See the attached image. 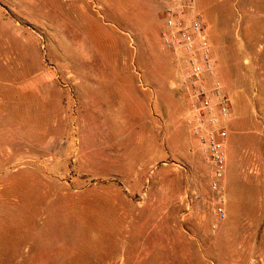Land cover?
<instances>
[{
	"label": "rangeland",
	"instance_id": "rangeland-1",
	"mask_svg": "<svg viewBox=\"0 0 264 264\" xmlns=\"http://www.w3.org/2000/svg\"><path fill=\"white\" fill-rule=\"evenodd\" d=\"M195 3L232 101L224 215L170 0H0V264H264V0Z\"/></svg>",
	"mask_w": 264,
	"mask_h": 264
},
{
	"label": "built area",
	"instance_id": "built-area-1",
	"mask_svg": "<svg viewBox=\"0 0 264 264\" xmlns=\"http://www.w3.org/2000/svg\"><path fill=\"white\" fill-rule=\"evenodd\" d=\"M208 23L195 0H170L165 9L162 40L174 53L182 54L187 67L184 91L191 111L188 123L215 165L212 188L220 195L218 213L224 215L221 194L227 166L224 122L232 115V101L216 73L208 42Z\"/></svg>",
	"mask_w": 264,
	"mask_h": 264
},
{
	"label": "crops",
	"instance_id": "crops-1",
	"mask_svg": "<svg viewBox=\"0 0 264 264\" xmlns=\"http://www.w3.org/2000/svg\"><path fill=\"white\" fill-rule=\"evenodd\" d=\"M119 98L120 100H118L113 106H111L112 110L115 112V115L119 116V118L123 116L124 117L128 116L129 114L134 116V90L133 88L131 90H126V94L120 95ZM187 107H188L187 116L189 117L191 114V111H190L189 105ZM228 142H229V139H228Z\"/></svg>",
	"mask_w": 264,
	"mask_h": 264
}]
</instances>
